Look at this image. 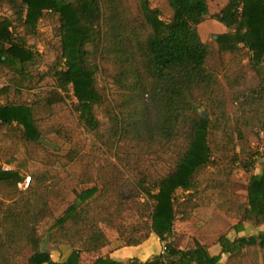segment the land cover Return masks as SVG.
<instances>
[{
  "label": "trees",
  "instance_id": "obj_1",
  "mask_svg": "<svg viewBox=\"0 0 264 264\" xmlns=\"http://www.w3.org/2000/svg\"><path fill=\"white\" fill-rule=\"evenodd\" d=\"M165 1L166 12L151 0H0L11 10L0 14V72L13 73L0 87V264H264V228L222 234L218 252L199 237L147 259L102 251L166 239L211 195L239 232L264 225V171L249 173L245 197L232 189L241 159L264 163V144L251 142L264 130V0L213 13L209 0ZM210 14L227 30L204 40ZM40 41L56 54L51 72L35 68ZM49 75L53 86L38 89ZM62 103L91 142L45 122ZM50 132L65 141L49 147ZM21 149L27 159L44 151L28 188L18 184L29 174ZM51 221L60 259L33 243Z\"/></svg>",
  "mask_w": 264,
  "mask_h": 264
},
{
  "label": "rangeland",
  "instance_id": "obj_2",
  "mask_svg": "<svg viewBox=\"0 0 264 264\" xmlns=\"http://www.w3.org/2000/svg\"><path fill=\"white\" fill-rule=\"evenodd\" d=\"M228 0H209V6L211 13L218 11L221 9ZM154 5H157L166 12L169 9V5L165 0H151ZM11 10L6 6L0 4V14L10 15ZM42 29L45 32V35L48 37H52L53 30L52 24L48 19L42 21L41 23ZM227 30V26L221 22L220 20L214 18L211 14L207 16V18L199 25V31L204 40H211L215 37V35L219 32ZM34 41V40H33ZM39 47L41 51L44 53V60L37 64L35 68L52 71L56 54L54 51L49 49L48 46L45 45L44 42H39ZM11 77H13L12 71L8 69H4L0 72V87L6 83H11ZM54 77L49 75L43 81L40 82V86L38 89H45L47 87H52L54 84ZM2 96L0 98L3 99ZM230 108H232V103L229 104ZM55 112L52 115H49L45 122L53 121L54 123H59L63 127L66 128L72 137L82 143L91 142L92 135L89 131L86 130L85 127L81 125V121H79L78 114L76 111L71 109L70 105L67 103L56 104ZM66 137L60 136L54 132L46 133L42 136L43 143L47 144L51 148H55L58 145H61L65 141ZM252 145L256 149H262L264 144V130L258 131L255 129L251 136ZM8 141L0 142V146L6 148ZM21 149L16 157H19L18 162L23 164V169L32 174V172L43 165L41 161V155H44L43 149L39 150V155L35 159H27L24 152ZM244 155H242L243 157ZM6 165V163H5ZM9 164L6 165V167ZM262 172L264 171V163L262 156H256V159L251 161V165L247 168L245 161L241 159L239 164L233 173L232 176V189L237 194L245 197L248 191V176L250 172ZM179 195L185 194V191L180 188L178 191ZM210 193V192H209ZM62 210V207L58 208V213ZM127 220L131 221V217H127ZM239 221V218L235 215V213H230L223 210L219 205L217 199L211 195L207 196L204 204L198 206L191 218L184 220L179 219L176 222V228L173 233V239L177 244L180 245H188L193 241L194 237H199L201 240L206 241L210 244L212 252L220 251V244L218 243V238L225 233H229L230 235H237L239 233H251L264 228L262 226H256L251 222H247V229L244 231H238L235 227L236 223ZM55 222L51 221L47 224H44L37 231L36 235L33 237V243L36 247L40 248H48L51 250L53 256L56 259H60L64 256L63 249L59 243L53 242L52 233L56 229ZM109 233L111 238L115 241L117 239L118 233L112 229H109ZM156 233H152L148 241L138 245H127L118 247L116 249L113 248V244L105 246L102 251L103 253H111L115 250L113 257L117 259H127L132 256H139L141 258H148L153 254L157 253L154 250L157 245L161 248L162 251V239L156 237ZM147 252V253H146ZM148 254L145 256L144 254ZM84 258L87 261L92 259V254L85 253Z\"/></svg>",
  "mask_w": 264,
  "mask_h": 264
},
{
  "label": "built area",
  "instance_id": "obj_3",
  "mask_svg": "<svg viewBox=\"0 0 264 264\" xmlns=\"http://www.w3.org/2000/svg\"><path fill=\"white\" fill-rule=\"evenodd\" d=\"M31 183V175L28 174L23 180L19 181V186L21 188H28ZM173 233L168 235V237L164 240H162V251H164L167 248V243L173 239Z\"/></svg>",
  "mask_w": 264,
  "mask_h": 264
},
{
  "label": "crops",
  "instance_id": "obj_4",
  "mask_svg": "<svg viewBox=\"0 0 264 264\" xmlns=\"http://www.w3.org/2000/svg\"><path fill=\"white\" fill-rule=\"evenodd\" d=\"M246 226H247V223H246ZM156 237L158 238L159 236L158 235H156ZM160 238V237H159ZM146 241H148V240H146ZM155 252H160L161 251V248H159V246L157 245V247H156V249L154 250ZM115 253V250H113L111 253H107V254H110L111 256H113V254ZM147 253V252H146ZM144 254L145 256H148L149 255V253L148 254ZM133 257V256H132ZM145 259V258H144ZM147 259V258H146Z\"/></svg>",
  "mask_w": 264,
  "mask_h": 264
}]
</instances>
